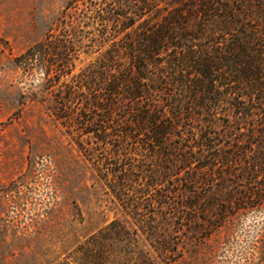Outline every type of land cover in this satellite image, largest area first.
I'll return each instance as SVG.
<instances>
[{
  "label": "trees",
  "instance_id": "obj_1",
  "mask_svg": "<svg viewBox=\"0 0 264 264\" xmlns=\"http://www.w3.org/2000/svg\"><path fill=\"white\" fill-rule=\"evenodd\" d=\"M89 1L14 61L43 74L49 112L126 213L141 225L167 211L209 236L263 208L264 0ZM160 5L171 9L136 30ZM93 47L102 52L72 73L73 53ZM126 236L110 221L78 264H135L136 241L114 250ZM140 264L152 263L141 253Z\"/></svg>",
  "mask_w": 264,
  "mask_h": 264
},
{
  "label": "rangeland",
  "instance_id": "obj_2",
  "mask_svg": "<svg viewBox=\"0 0 264 264\" xmlns=\"http://www.w3.org/2000/svg\"><path fill=\"white\" fill-rule=\"evenodd\" d=\"M86 1L0 0V264H78L86 240L112 220L129 232L114 250L136 241L135 264L141 253L152 264H264V207L241 213L209 236L198 223L182 230L167 211L147 212L137 225L49 112L53 95L40 84L43 74L15 64L27 47L47 34L60 36L65 23L81 19ZM106 1L107 9L120 8L113 2L120 0ZM124 9L131 14L133 8ZM168 9L155 6L137 18L136 30ZM100 52H74L72 73ZM176 182L165 187L176 188Z\"/></svg>",
  "mask_w": 264,
  "mask_h": 264
}]
</instances>
